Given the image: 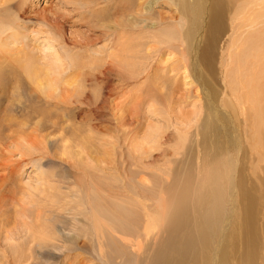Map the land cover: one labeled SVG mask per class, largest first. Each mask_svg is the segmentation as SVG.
Segmentation results:
<instances>
[{"label":"bare ground","instance_id":"bare-ground-1","mask_svg":"<svg viewBox=\"0 0 264 264\" xmlns=\"http://www.w3.org/2000/svg\"><path fill=\"white\" fill-rule=\"evenodd\" d=\"M105 1L107 0H101V2ZM167 1L175 4L177 18L165 20L159 12L153 14L152 9L158 0H150L141 4L142 11L139 16L142 17L132 16L133 20L129 21L125 18L124 21L121 16L113 24L117 31L126 30L127 26H131L141 27L149 33L147 40L155 45L150 52L147 50L146 54L142 53L143 57L141 53L139 54L142 59L149 57L152 60L148 63L145 59L148 64L147 66L145 62L142 64L147 67L144 71L147 75L153 72L150 75L153 76L158 70L163 78L166 77L165 80L170 79V84L168 83L167 88V85L165 86L164 92L159 88L153 89V92L150 87L149 93L153 98L147 103L145 113L140 114L136 103L134 110L130 109L132 111L127 112V115L117 114V124L112 129L115 136L110 137H114L116 143L120 145L116 152L122 167L118 173V166L114 165L117 174H112L103 171L102 163L98 162L99 167L93 165L91 171H99V173L95 175L91 173L95 185L91 182L94 190L90 192L91 194H87L88 198L84 200L85 198L78 195L83 205L82 211L88 209L90 211L91 216L87 224L92 235L108 241V246L112 248L109 255L113 258L111 260L116 258L122 260L131 256L134 264H264V175L256 178L257 184H252L250 177L243 180L241 174L239 175V161L237 162L238 157H236L239 150L244 151L239 148L246 147L250 155H253V152L260 153L259 158L264 160V147L262 148L264 146V0H200L201 4L198 8V0ZM11 2L13 1L0 0L1 48L6 33L11 38L16 37L17 33L16 25H13L8 11L10 9L13 11V17H16L17 22L27 17L23 7L18 8L19 3L15 5ZM146 14L149 17H146ZM40 19V24H47L48 19L45 15ZM54 26L58 27L60 24L56 23ZM227 26L232 32L229 47L237 45L238 51L229 56L231 68L223 73L222 99L217 89L220 79L214 75L213 66L217 44L227 30ZM203 27L204 45L197 56L199 33ZM241 31H247L243 39L239 38ZM161 33H169L172 37L178 34V37L175 38L177 36L175 35L169 42L168 39L161 38ZM169 36L167 38H170ZM175 40H178V44L173 43ZM143 41L144 37L141 42ZM171 44L174 46H170ZM162 46H168L169 52H173L170 48L181 47L183 52L179 49L180 59H174L168 66L169 59L164 61L160 59L159 52ZM23 48L14 52L17 57L13 59L16 60L14 62L17 67L32 59L28 55L31 52L27 54ZM2 50H0V58L5 57ZM52 55L61 65V54L56 48H53ZM121 55L118 56L119 59ZM17 63L20 65L18 66ZM32 63L34 60L29 62V65ZM124 65L121 67L124 68ZM22 69L26 74L27 83L35 88L39 87L37 79L33 80L34 71L29 70L30 66H24ZM204 69L208 76H205ZM110 71L111 65L105 67L103 75L106 79ZM169 71L173 75L170 74V78L165 76ZM182 72L193 76L192 84H195L199 95H193L191 98L189 90L183 89L184 92H179L181 90L175 85L179 80L176 75ZM6 77L0 76V96L6 90L9 92L7 87L10 88L11 84ZM160 79L161 76L158 81ZM14 80L23 85L24 81L18 78ZM163 84L165 82H161L159 86L162 89ZM68 99L70 100L71 97ZM63 101L65 102L66 99ZM71 101L80 100L72 98ZM137 101H140L138 97ZM104 102H107L106 98ZM217 102H221L218 107L222 106L220 112L216 108ZM189 105L192 108L184 109ZM41 112V116H44L43 111ZM150 114L161 115V119L156 118L155 124L160 121L163 126L153 128ZM144 120L150 128L137 140L141 134L140 124ZM39 121L41 122V119ZM6 123L3 129L5 130L6 126L9 133L16 132L18 136L17 132H23V123ZM51 124L54 125L55 122L49 125ZM119 131L120 133L117 134ZM96 132L100 131L96 130ZM12 136L14 137V134ZM22 136L25 138V135ZM101 137L102 135L99 136V140ZM26 138L30 143L28 145L33 147L35 142L31 134ZM187 141H189L188 145H186ZM48 142L51 144L53 141ZM116 143L114 142L113 145L115 150ZM106 152L109 154L108 151ZM259 184L262 188L257 190ZM157 193L158 195L155 196ZM95 208L106 216L96 215ZM260 214L263 222L258 228ZM80 215L73 217L81 222ZM232 217V223L235 222L237 228L236 238H224L232 226V223H229ZM65 236V233L56 228L53 239ZM103 240L101 242H104ZM47 242L48 240L45 242L46 246L49 247L52 242ZM103 253L99 250L97 259L103 264H114V262L109 263L111 260L108 262Z\"/></svg>","mask_w":264,"mask_h":264},{"label":"rangeland","instance_id":"rangeland-1","mask_svg":"<svg viewBox=\"0 0 264 264\" xmlns=\"http://www.w3.org/2000/svg\"><path fill=\"white\" fill-rule=\"evenodd\" d=\"M12 1L14 3L11 2V4L19 3L18 8L23 7L27 17L17 22L16 17H13V11L11 9L8 11L13 25H16L17 33L14 38L7 36L9 34L6 33V38L4 37L3 40L4 46L0 47V50L4 47L2 52L5 55L4 58H0V76H7L6 78L11 84L10 88L6 86L9 92L6 90L0 96V124L3 125H0V264H103L96 257L99 256V250L104 252L103 254L109 262L113 259L109 256L112 248L108 246V241L105 238L103 240L92 235L90 226L87 224L91 216L90 211L89 209L82 211L83 205L80 203L78 195L86 200L89 196L87 194H91L90 192L94 190L92 174L99 173V171H91L94 164L97 166L102 163L100 165L103 171L112 174H117L114 170V165H116L119 169L118 173L120 172L122 164L117 159L116 152L120 145L116 143L114 137H110L111 135L115 136L112 129L117 124V114L119 116L127 115L132 111L130 109L134 110L136 103L140 114L145 113L147 103L153 98L149 89L152 88L151 90L154 92L159 88L164 92L170 84V79L165 80L166 77L163 78L158 70L153 76H150L153 72L147 75L144 71L152 60L149 57L142 59L141 57L144 56L142 53L146 54L147 50L150 52L155 45L147 40L149 33L141 27L127 26L126 30L117 31L113 26L121 16L124 21L125 18L129 21L133 20L132 16L134 18L142 17L139 16L142 11L141 4L150 0ZM199 1L197 8L201 4ZM152 12L153 14L159 12L165 20L177 18L178 15L175 4L167 0H158ZM42 15L47 17V24H40ZM145 16L149 17L148 14ZM151 17L153 16L151 15ZM190 17L193 18V16ZM56 23L60 26H54ZM202 29L204 27L201 28L200 33L198 32L200 38L199 46L196 49L197 56L204 45ZM10 32H12L11 29ZM246 33L247 31H241L239 38L243 39ZM160 36L163 40L168 39L170 42L174 36L177 38L178 34H174L172 37V35L169 36V33H161ZM143 37L145 42H141ZM120 38H125L127 42ZM231 38L232 32L227 26V30L217 44L213 66L214 75L220 79H218L217 89L221 93L222 99L224 94L221 90L224 86L223 73L228 72L231 68L229 56L238 51L237 45L229 47ZM1 41L2 39H0ZM177 41L175 40L173 43L176 44ZM21 47L26 48L23 50H26L27 54L31 52L28 55L32 59L21 63V65L17 63L18 66L20 65L17 67L14 62L16 60L13 59L17 57L14 52H17L16 50ZM52 47L61 54V65L54 60ZM123 49H125V53ZM168 49V46H162L159 54L163 61L170 60L168 61L169 66L174 59H180L179 49L182 52L183 49L181 47L170 48L173 52H169ZM119 53L120 55L124 54L120 57L124 58L122 61L118 57ZM145 59L148 63L145 62ZM33 60L34 63L29 65V62L31 63ZM144 62L146 66L142 65ZM109 64L111 71L106 79L103 71L105 67H110ZM122 65L124 68L121 67ZM24 66H30L29 70L34 71L33 80L37 79L39 87L35 88L27 83L26 74L22 71ZM204 72L207 71L204 69ZM170 74L173 76L170 71L165 76L170 78ZM185 74L182 72L176 75L179 80L175 85L181 90L179 92H184L183 89L189 90L191 98L193 95H199L195 84H192L193 76ZM159 76H161L160 81H158ZM205 76H208V73ZM17 78L24 81L23 85L16 83L14 79ZM161 82H165L163 89L159 87ZM47 97L49 99L46 100ZM70 97L80 101H71L68 99ZM102 97L106 98L107 102L103 103ZM137 97L140 101H137ZM63 99L66 101L62 102ZM82 100L86 103L81 102ZM219 104L221 102L216 103V108L220 112L222 106L220 105L218 108ZM190 108H192L191 105L184 109ZM39 111H43L44 116H41L42 112ZM150 115L152 117L150 123L154 124L153 128L163 126L160 121L155 124L156 118L161 119V115ZM50 121L55 122L54 125L51 124L52 127L49 125ZM6 122L8 124L11 122V124L23 123V132H17V136L16 132L11 131L10 135L6 126V131L3 129L4 124L7 125ZM47 123L49 124L46 125ZM140 126L141 134L137 140L150 128L145 120ZM96 130L100 132L98 133ZM119 133L120 131L117 132V134ZM12 134L16 137L14 138ZM28 134H31L34 139L33 147L28 145L30 144L26 138ZM22 135H25V138ZM100 135L103 137L101 140H99ZM50 140L53 141L51 144L48 142ZM114 142L116 150L113 147ZM187 142L186 145L189 144V141ZM239 149H244V151L239 150L238 155H235L238 157L237 162L239 161V175L241 174L243 180L250 177V182L257 184L256 178L264 175V160L259 158L260 153L253 152V155H250V151L246 147ZM104 151H108L110 155ZM145 181L149 180L145 179ZM261 188L262 186L259 184L257 190ZM157 195L158 193L155 196ZM86 205L84 206L86 207ZM94 210H97L96 215L106 216L105 213L99 212L98 208ZM76 215L78 217L80 215L81 222L76 221L74 218ZM232 220L233 217L229 223H232ZM262 222L260 214L258 228L261 227ZM56 228L66 236L53 239L56 235ZM236 229L235 222H233L224 238H236ZM261 238L263 237L261 236ZM47 240V243L52 242L49 247L45 243ZM102 240L104 242H101ZM113 262L114 264L115 262L116 264H134L131 256L122 260L116 258L109 263Z\"/></svg>","mask_w":264,"mask_h":264}]
</instances>
